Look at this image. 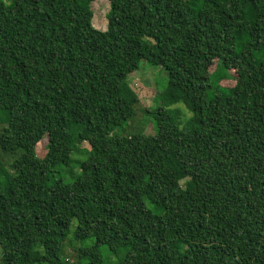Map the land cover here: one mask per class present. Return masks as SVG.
I'll use <instances>...</instances> for the list:
<instances>
[{
	"label": "trees",
	"instance_id": "16d2710c",
	"mask_svg": "<svg viewBox=\"0 0 264 264\" xmlns=\"http://www.w3.org/2000/svg\"><path fill=\"white\" fill-rule=\"evenodd\" d=\"M95 1L0 0V264H264V0Z\"/></svg>",
	"mask_w": 264,
	"mask_h": 264
},
{
	"label": "rangeland",
	"instance_id": "374dc122",
	"mask_svg": "<svg viewBox=\"0 0 264 264\" xmlns=\"http://www.w3.org/2000/svg\"><path fill=\"white\" fill-rule=\"evenodd\" d=\"M91 10L94 13L93 24L94 26L101 31H106L108 26V18L110 14V1L109 0H96L91 4ZM216 67L213 68L215 71ZM214 76H218L221 79L222 85L225 86H234L236 85L237 76L234 70L221 72L218 68ZM129 83L133 90L140 98V107L149 111H153L160 104V93L164 91L168 84V77L166 71L162 67H154L146 62L140 64L139 70L131 74L129 77ZM138 107V109L140 108ZM175 108L180 109L182 112L181 123H185L186 119H189L185 106L182 104L176 106ZM137 112V116L134 117L131 122L130 127H126L125 132L127 133H144V134H154L156 133V124L155 119L151 114H144ZM3 126L0 125V131H2ZM48 139L45 138L37 146V155L40 158H43L46 155V146ZM89 150L90 147L87 143H84L81 146V150ZM19 154H17L18 156ZM16 156V157H17ZM15 156L4 154L0 150V164L4 163L7 167H10L12 162L16 159ZM87 155H84L81 151L79 154L75 155L76 159L84 161ZM78 174V169L75 171L73 176ZM65 182L71 180L69 171L63 172L60 176ZM68 252L72 251L71 248H67ZM103 258L105 259L106 264H109L113 259V256L108 251V248H102Z\"/></svg>",
	"mask_w": 264,
	"mask_h": 264
},
{
	"label": "clouds",
	"instance_id": "9594fccd",
	"mask_svg": "<svg viewBox=\"0 0 264 264\" xmlns=\"http://www.w3.org/2000/svg\"><path fill=\"white\" fill-rule=\"evenodd\" d=\"M186 111H187V109H186ZM187 115H188L189 118H191L192 113L190 111H187Z\"/></svg>",
	"mask_w": 264,
	"mask_h": 264
}]
</instances>
